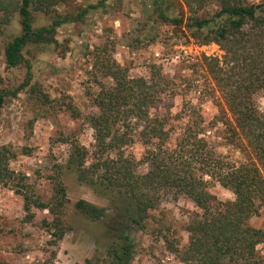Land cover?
<instances>
[{
  "label": "trees",
  "instance_id": "obj_1",
  "mask_svg": "<svg viewBox=\"0 0 264 264\" xmlns=\"http://www.w3.org/2000/svg\"><path fill=\"white\" fill-rule=\"evenodd\" d=\"M150 1L159 20L180 31L187 42L215 43L223 51L221 56L202 55L201 65L229 113L225 124L229 125L231 140H242L248 154L245 161L236 163L215 153L200 136L196 120L185 125L169 146L166 121L150 113L160 95L169 90L161 69L151 65L149 76H130L106 46L96 47L93 68L98 90L92 102L98 110L85 116L94 142L89 151L78 141H71L66 166L77 181L109 200L125 226L114 232L115 239L103 254L86 258L85 264H130L134 254L132 227L145 230L150 212L167 195H184L198 208L184 223L185 245H180V237L168 225H157L152 231L180 262L264 264V256L257 249L264 242V230L250 224L251 217L264 206V110H259L254 99V94L264 88V0H176V14L167 11L170 0ZM67 2L0 0V36L15 17L18 24V31L0 42V54L7 68L25 66V78L18 89L29 86L31 95L43 103L51 99L37 84H30L31 66L25 51L54 43L61 24L80 21L89 9H97L105 0L90 2L77 13L60 14L56 6ZM35 13L54 17L47 25L34 26ZM16 92L0 89V105L4 95L15 96ZM62 104L74 118L80 115L71 102ZM135 135L146 145L140 160L125 151ZM13 156L11 149L0 146V184H8L22 195L29 218L33 217L32 207L48 210L52 218L42 222L51 237L49 242L55 245L71 228L65 220V187L59 179H52V195L43 201L31 187L19 183L24 175L9 167ZM141 163L146 165L142 172L138 170ZM213 182L228 188L234 198L218 199L210 191ZM74 205L92 221L106 215V207L83 198Z\"/></svg>",
  "mask_w": 264,
  "mask_h": 264
},
{
  "label": "rangeland",
  "instance_id": "obj_2",
  "mask_svg": "<svg viewBox=\"0 0 264 264\" xmlns=\"http://www.w3.org/2000/svg\"><path fill=\"white\" fill-rule=\"evenodd\" d=\"M95 1L68 0L56 9L60 14L77 13ZM170 1L168 13H178L176 0ZM53 17L35 13L33 25H47ZM16 20L15 17L0 36V42L18 31ZM55 39L54 43L25 51L31 66L30 84H37L49 95V103L32 96L29 86L18 89L25 78V66L7 68L0 54V89L8 92L17 89L15 96L4 95L0 105V146L14 152L9 167L19 176L24 175L19 183L31 187L43 201L52 195V179L63 183L68 199L65 220L71 228L55 245L51 244L42 222L51 220L48 210L32 207L33 217L29 218L23 209L22 195L8 184H0V263L85 264L86 258L103 254L115 239L114 232L125 226L109 200L77 181L66 166L71 141H78L89 151L94 142L93 129L85 116L98 110L92 102L98 90L93 68L96 47L106 46L130 76H149L151 65L161 69L169 81V90L160 95L150 113L166 121L169 146L185 125L196 120L200 123V136L215 153L236 163L245 161L248 154L242 140H231L229 125L225 124L229 113L201 65L202 55L221 56L223 51L215 43L187 42L180 31L159 20L150 0H105L97 9H89L80 21L61 24ZM102 80L110 83L109 79ZM254 99L263 111L264 88L254 94ZM62 101L71 102L80 115L74 118ZM145 149L146 145L135 135L125 151L140 160ZM145 169L144 163L138 166L141 172ZM19 183L16 185L20 186ZM210 191L221 200L234 198L228 188L217 182L212 183ZM81 198L106 207V215L96 221L87 219L74 205ZM197 210L184 195L165 196L157 209L150 212L145 230L132 227L134 254L130 264H183L166 250L161 240L152 236V231L157 225H168L180 237V245H185L184 223ZM250 224L264 230V206L251 217ZM257 249L264 256V242Z\"/></svg>",
  "mask_w": 264,
  "mask_h": 264
}]
</instances>
